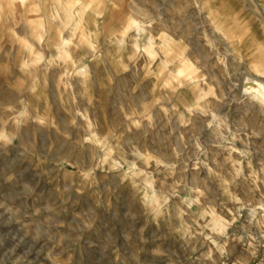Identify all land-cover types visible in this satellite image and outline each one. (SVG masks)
Returning a JSON list of instances; mask_svg holds the SVG:
<instances>
[{"label":"rangeland","instance_id":"1","mask_svg":"<svg viewBox=\"0 0 264 264\" xmlns=\"http://www.w3.org/2000/svg\"><path fill=\"white\" fill-rule=\"evenodd\" d=\"M244 79L264 0H0V264H264Z\"/></svg>","mask_w":264,"mask_h":264},{"label":"bare ground","instance_id":"2","mask_svg":"<svg viewBox=\"0 0 264 264\" xmlns=\"http://www.w3.org/2000/svg\"><path fill=\"white\" fill-rule=\"evenodd\" d=\"M242 91L245 95L260 98L264 102V84L255 79H244Z\"/></svg>","mask_w":264,"mask_h":264},{"label":"crops","instance_id":"3","mask_svg":"<svg viewBox=\"0 0 264 264\" xmlns=\"http://www.w3.org/2000/svg\"><path fill=\"white\" fill-rule=\"evenodd\" d=\"M68 12V11H67Z\"/></svg>","mask_w":264,"mask_h":264}]
</instances>
